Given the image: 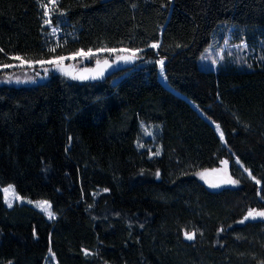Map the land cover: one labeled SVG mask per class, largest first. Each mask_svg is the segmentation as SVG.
<instances>
[{"label":"trees","instance_id":"1","mask_svg":"<svg viewBox=\"0 0 264 264\" xmlns=\"http://www.w3.org/2000/svg\"><path fill=\"white\" fill-rule=\"evenodd\" d=\"M221 25L264 39V0H0V66L122 48L150 61L117 81L0 84V187L56 216L0 189V264H264V218L239 222L264 211V51L201 68ZM143 124L160 127L155 155ZM223 164L235 186L197 177Z\"/></svg>","mask_w":264,"mask_h":264},{"label":"rangeland","instance_id":"2","mask_svg":"<svg viewBox=\"0 0 264 264\" xmlns=\"http://www.w3.org/2000/svg\"><path fill=\"white\" fill-rule=\"evenodd\" d=\"M158 45V44H156ZM157 48V47H155ZM264 51V39L259 31H248L243 29H236L227 25H221L213 36L211 44L204 50L198 59V64L203 69L217 70L221 66H234L237 68H254L260 66L262 55ZM141 50L131 49H100V50H79L78 52L59 58H54L46 61H27L21 57H15L14 62L7 65L0 66V84L17 82V83H32L40 82L48 79L52 74L51 68L61 66H80V68L89 67L93 63H97L103 59L118 57L125 53H130L139 56V61L135 64L133 69L140 68L150 61H143ZM79 53V54H78ZM162 61V60H161ZM158 61V76L161 82L167 84L164 77V69ZM164 65V60H163ZM82 68V69H83ZM127 73H119L114 75L113 81H117L124 77ZM67 77L74 78L73 75H66ZM221 139L224 141L225 137L217 123H213ZM160 127L157 125L143 124V133L140 141L138 142L139 148H147L151 155L159 153L156 144V134ZM249 172V171H247ZM210 174H218L227 177L230 180L229 186H235L233 178L230 175L227 164H223L218 168L204 169L197 173V177L206 183L210 188H216L211 184L208 177ZM14 189L13 191L6 192L5 189ZM4 203L9 207L11 202L13 207L16 204H26L34 207L35 209L43 212L49 219H55L52 203L49 200L37 199L33 200L29 197L21 196L15 189L13 184L0 187ZM19 197V198H17ZM44 202H47L46 207ZM9 207V208H11ZM51 213V217L49 215ZM260 217V216H259ZM264 218V217H260ZM45 264H57L55 258L49 259Z\"/></svg>","mask_w":264,"mask_h":264},{"label":"water","instance_id":"3","mask_svg":"<svg viewBox=\"0 0 264 264\" xmlns=\"http://www.w3.org/2000/svg\"><path fill=\"white\" fill-rule=\"evenodd\" d=\"M138 60V55L125 53L121 56H118L113 61L101 60L95 63L93 66L80 69L77 72L67 70L71 66L61 65H57L51 68V70L54 73L72 74L73 77L78 80L95 81L114 77V75L122 72L124 73L125 71L132 69ZM208 179L216 188L229 186L230 184V180L223 175L210 174Z\"/></svg>","mask_w":264,"mask_h":264},{"label":"snow or ice","instance_id":"4","mask_svg":"<svg viewBox=\"0 0 264 264\" xmlns=\"http://www.w3.org/2000/svg\"><path fill=\"white\" fill-rule=\"evenodd\" d=\"M52 3H55V0H52ZM45 7H47V5H45ZM50 21H46V23H49ZM53 31H55V29H53ZM151 47H153V48H155V47H158V45H156V44H153V45H151ZM79 54V53H78ZM133 55H135V53H133ZM61 59H63L62 57H61ZM160 64H161V68H163V61H160L159 62ZM6 67H7V65H6ZM226 163V162H225ZM157 175H159L158 173H157ZM233 183H235L234 181H233ZM257 183H259V181H257ZM5 191L6 192H8V191H13L14 192V189H11V188H9V189H5ZM17 198H19V197H17ZM44 205L46 206V207H50V205H47V202H44ZM12 206V204H11V202H9V207H11ZM49 215H50V217H51V213H49ZM256 216H260V217H264V211H261V212H255L254 210H249L248 211V213H247V215L241 220V221H239L240 223H243L245 220H247L249 217H252L253 219L256 217ZM194 236H195V234L194 233H192V234H189V233H185V238L186 239H189V240H192V239H194Z\"/></svg>","mask_w":264,"mask_h":264},{"label":"flooded vegetation","instance_id":"5","mask_svg":"<svg viewBox=\"0 0 264 264\" xmlns=\"http://www.w3.org/2000/svg\"><path fill=\"white\" fill-rule=\"evenodd\" d=\"M123 55V54H122ZM121 56V55H120ZM115 58L117 57H112V58H109V59H103V60H108V61H113ZM101 61V60H100ZM99 62V61H98ZM95 63H93L92 65H88V66H93ZM83 68V67H82ZM80 68V66H72V67H69L67 70L69 71H73V72H77L78 70L82 69ZM71 75V74H69Z\"/></svg>","mask_w":264,"mask_h":264},{"label":"bare ground","instance_id":"6","mask_svg":"<svg viewBox=\"0 0 264 264\" xmlns=\"http://www.w3.org/2000/svg\"><path fill=\"white\" fill-rule=\"evenodd\" d=\"M52 72H53V71H52ZM58 74H59V75H65V76H66V75H68V74H63V73H54V72H53V74H52V75H58Z\"/></svg>","mask_w":264,"mask_h":264}]
</instances>
